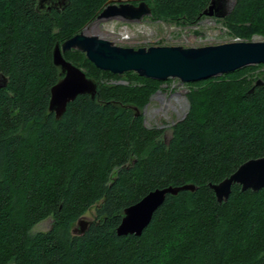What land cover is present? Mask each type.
Returning a JSON list of instances; mask_svg holds the SVG:
<instances>
[{
	"label": "trees",
	"instance_id": "16d2710c",
	"mask_svg": "<svg viewBox=\"0 0 264 264\" xmlns=\"http://www.w3.org/2000/svg\"><path fill=\"white\" fill-rule=\"evenodd\" d=\"M38 1L0 0V264H264V187L234 184L219 203L209 186L264 156V83L256 84L264 73L253 72L264 64L187 83L188 110L166 140L141 113L164 81L117 75L69 50L64 58L97 91L78 95L57 119L48 110L61 77L54 45L94 21L107 0L50 10ZM146 2L152 18L189 26L210 0ZM220 19L239 39H264V0H234ZM184 184L196 189L167 194L140 235H117L127 206ZM90 209L93 221L73 234ZM47 217L51 227L32 232Z\"/></svg>",
	"mask_w": 264,
	"mask_h": 264
},
{
	"label": "water",
	"instance_id": "95a60500",
	"mask_svg": "<svg viewBox=\"0 0 264 264\" xmlns=\"http://www.w3.org/2000/svg\"><path fill=\"white\" fill-rule=\"evenodd\" d=\"M67 3L68 0H39L37 9H60ZM225 3V0H210L202 14L222 18L229 12ZM150 14L151 9L146 0H107L97 18H120L132 22L140 21ZM73 49L84 53L97 68L117 75L133 71L146 78L159 81L171 78L182 83L208 79L248 65L264 64V39L232 40L205 46L151 45L134 48L121 46L81 31L61 44L56 43L52 51V62L60 69L61 77L50 88L48 110L53 112L57 119L62 116L67 104L78 95L88 94L93 99L97 91V82L86 76L80 67L64 58L63 54ZM0 79L1 87L5 85V79ZM263 83L261 79L256 81L257 85ZM234 184L240 185L242 191H257L263 188L264 156L244 161L230 175L209 186L216 200L221 203L227 200ZM195 189L193 184H184L150 190L123 210L121 221L116 227L117 235H140L167 194L175 195L181 190ZM92 221L79 217V232H71L82 234Z\"/></svg>",
	"mask_w": 264,
	"mask_h": 264
},
{
	"label": "rangeland",
	"instance_id": "374dc122",
	"mask_svg": "<svg viewBox=\"0 0 264 264\" xmlns=\"http://www.w3.org/2000/svg\"><path fill=\"white\" fill-rule=\"evenodd\" d=\"M225 7L231 9L234 0H225ZM82 31L88 35H96L121 46L141 47L151 45L205 46L232 41L236 37L225 26L222 19L205 16L196 24L181 26L170 22L144 16L140 21L118 19H98L85 26ZM253 40H261L262 36L254 34ZM250 39V40H252ZM243 40V39H240ZM83 70V69H82ZM254 74L264 73V66L255 69ZM106 79V78H104ZM262 80V78H260ZM113 82L111 78L105 80ZM1 82V81H0ZM125 83L126 81H119ZM187 83L178 79H168L161 83L141 110L143 122L147 127L163 129V137L167 140L171 133V125L182 119L187 110ZM94 210L90 209L81 218L90 221L94 218ZM52 217H47L32 228V232L46 231L51 227ZM73 233L79 232L77 221L72 225Z\"/></svg>",
	"mask_w": 264,
	"mask_h": 264
},
{
	"label": "built area",
	"instance_id": "2783aa9c",
	"mask_svg": "<svg viewBox=\"0 0 264 264\" xmlns=\"http://www.w3.org/2000/svg\"><path fill=\"white\" fill-rule=\"evenodd\" d=\"M234 40H240V39H238V38H235Z\"/></svg>",
	"mask_w": 264,
	"mask_h": 264
},
{
	"label": "flooded vegetation",
	"instance_id": "af4514ba",
	"mask_svg": "<svg viewBox=\"0 0 264 264\" xmlns=\"http://www.w3.org/2000/svg\"><path fill=\"white\" fill-rule=\"evenodd\" d=\"M134 3H136V2H134ZM228 11H229V9H228Z\"/></svg>",
	"mask_w": 264,
	"mask_h": 264
}]
</instances>
